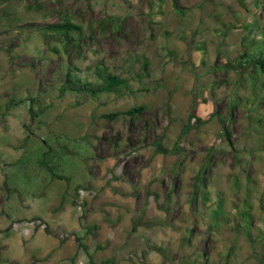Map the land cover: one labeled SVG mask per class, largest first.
Listing matches in <instances>:
<instances>
[{
    "label": "rangeland",
    "instance_id": "374dc122",
    "mask_svg": "<svg viewBox=\"0 0 264 264\" xmlns=\"http://www.w3.org/2000/svg\"><path fill=\"white\" fill-rule=\"evenodd\" d=\"M111 17L80 49L39 32ZM260 53L264 0H0V264H264ZM143 58L132 96L58 92Z\"/></svg>",
    "mask_w": 264,
    "mask_h": 264
},
{
    "label": "trees",
    "instance_id": "16d2710c",
    "mask_svg": "<svg viewBox=\"0 0 264 264\" xmlns=\"http://www.w3.org/2000/svg\"><path fill=\"white\" fill-rule=\"evenodd\" d=\"M174 11L179 15H184V9L179 7L176 1L173 3ZM96 30L93 34V27L89 26L87 32L84 27L80 24L74 23L70 19H64L61 23L48 24L39 28V32L45 37V39L49 41L59 40V42L63 43L65 46H70L75 49H80L82 44L89 40L93 39L94 36L105 33L106 29H111V31H118L119 23L116 17H111L108 19H101L96 22ZM260 58L255 61L256 69L259 73L264 75V53H260ZM148 61L143 58L140 60V75H134L131 71L128 72V76H120L113 71H109L107 67H105L102 62H97L93 69V81H88L86 79H81L76 76L72 72H67L64 78L62 85L59 87V94L64 95L68 92L77 93L80 95H86L93 100L98 99L101 95H114L116 97H125L132 96L135 94L132 86L130 85L131 80L140 79L144 76L149 75L148 71ZM146 109L145 106H137L130 108L125 111H117L114 113L103 115V118L108 120H116L120 117H131L133 119L138 118V116ZM30 113L32 110L30 109ZM189 118H194L198 124H206V120L202 121L195 114H191ZM47 152L44 153V155ZM41 167L46 169L49 173H51L54 177L53 170L54 166L48 165L45 157H41L40 160ZM207 167L203 166L199 173L195 176V193H199L204 201L207 200L205 195V175L204 170ZM58 179H63L60 176H57ZM241 218H243L244 222L248 224L251 220V217L248 213L242 212ZM214 223L219 222H228V218L225 215H222L219 211L215 212L213 217ZM212 227H209L211 229ZM264 235V231L259 230L258 236ZM246 236L250 242H254L252 235L246 232ZM255 239V238H254ZM103 264H116L114 259L109 258L104 261Z\"/></svg>",
    "mask_w": 264,
    "mask_h": 264
}]
</instances>
